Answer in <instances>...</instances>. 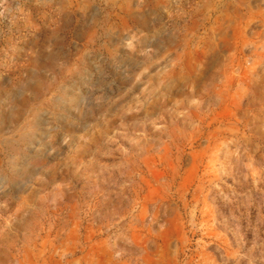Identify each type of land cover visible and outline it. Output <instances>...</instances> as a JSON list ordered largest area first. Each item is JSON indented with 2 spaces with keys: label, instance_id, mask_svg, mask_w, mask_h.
Returning <instances> with one entry per match:
<instances>
[{
  "label": "rangeland",
  "instance_id": "obj_1",
  "mask_svg": "<svg viewBox=\"0 0 264 264\" xmlns=\"http://www.w3.org/2000/svg\"><path fill=\"white\" fill-rule=\"evenodd\" d=\"M0 264H264V0H0Z\"/></svg>",
  "mask_w": 264,
  "mask_h": 264
},
{
  "label": "crops",
  "instance_id": "obj_2",
  "mask_svg": "<svg viewBox=\"0 0 264 264\" xmlns=\"http://www.w3.org/2000/svg\"><path fill=\"white\" fill-rule=\"evenodd\" d=\"M39 60H41V61H43L44 62V60H42V59H34L32 62H31V64H30V67L29 68H32V76H34V75H38L39 74V72H40V69L42 68V67H44V66H46V65H41V63L39 62ZM35 62H37V64H35Z\"/></svg>",
  "mask_w": 264,
  "mask_h": 264
}]
</instances>
